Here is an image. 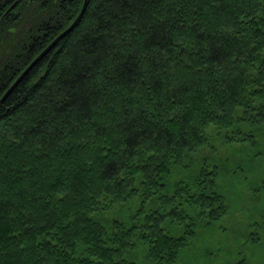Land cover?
Instances as JSON below:
<instances>
[{
	"label": "trees",
	"instance_id": "trees-1",
	"mask_svg": "<svg viewBox=\"0 0 264 264\" xmlns=\"http://www.w3.org/2000/svg\"><path fill=\"white\" fill-rule=\"evenodd\" d=\"M83 3L0 0V98ZM213 139L263 154L264 0H89L0 103V264H202Z\"/></svg>",
	"mask_w": 264,
	"mask_h": 264
},
{
	"label": "rangeland",
	"instance_id": "rangeland-1",
	"mask_svg": "<svg viewBox=\"0 0 264 264\" xmlns=\"http://www.w3.org/2000/svg\"><path fill=\"white\" fill-rule=\"evenodd\" d=\"M213 141L215 142L214 139ZM215 143L217 145L215 153L211 154L207 150L204 155L215 157L220 162L222 173L220 182L229 188L226 192L232 208L208 235V240L203 237L195 240L196 246L190 253L202 264L236 261L240 253L244 254L251 264H264V191L255 193L250 187L251 182L262 174L264 143H260L258 147L263 154L257 159H254V152L257 151L255 148L238 144L218 145L220 143L218 140ZM246 166L249 169L248 177L246 176L248 169L244 172ZM253 222H259L260 226L250 227ZM252 228L257 234L250 238ZM254 238H259V241H254ZM210 252L214 254L210 255Z\"/></svg>",
	"mask_w": 264,
	"mask_h": 264
},
{
	"label": "water",
	"instance_id": "water-1",
	"mask_svg": "<svg viewBox=\"0 0 264 264\" xmlns=\"http://www.w3.org/2000/svg\"><path fill=\"white\" fill-rule=\"evenodd\" d=\"M89 0H84V3L80 9V13L77 15V17L75 18V20L72 22V24L70 26H68L67 28L64 29V31H62L57 37H55L53 39L52 42H50L47 47H45L42 52L40 54H38L35 59L32 60V62L24 69V71L21 73V75L15 80V82L10 85V87L8 88V90H6L5 94L0 98V103L10 94L11 90L14 89L20 82L21 79L23 77H25L31 70L32 67L35 66L43 57V55H45L49 50H51L54 45H56V43L62 39L64 37V35H66V33L70 32L72 29L75 28L76 24L78 23V21L83 17V15L85 14V9L87 7Z\"/></svg>",
	"mask_w": 264,
	"mask_h": 264
}]
</instances>
